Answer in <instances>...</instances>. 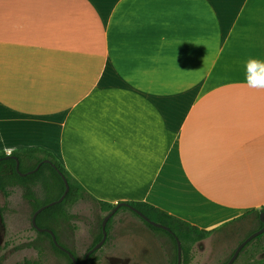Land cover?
Returning a JSON list of instances; mask_svg holds the SVG:
<instances>
[{
  "label": "crops",
  "instance_id": "0c3cea01",
  "mask_svg": "<svg viewBox=\"0 0 264 264\" xmlns=\"http://www.w3.org/2000/svg\"><path fill=\"white\" fill-rule=\"evenodd\" d=\"M24 149L202 230L264 207V0H0V152Z\"/></svg>",
  "mask_w": 264,
  "mask_h": 264
},
{
  "label": "trees",
  "instance_id": "16d2710c",
  "mask_svg": "<svg viewBox=\"0 0 264 264\" xmlns=\"http://www.w3.org/2000/svg\"><path fill=\"white\" fill-rule=\"evenodd\" d=\"M6 157L7 159H4ZM11 157H15L17 159L19 163V173L26 174L25 176H21L18 172H16V161ZM44 161H47V163H45ZM38 164L41 165L36 171L33 172V170H35ZM57 171H59L66 179L69 186V190L61 203H56L50 207H47L37 215L36 225L38 228L51 230L56 237L57 243L63 248L67 249L68 247L62 245L59 240L60 234H62L65 229H74L73 227L69 226L70 220L74 217L68 212V208L76 205L79 202L90 201L99 208L101 213L105 214L98 220L97 233L93 236L91 245L86 249L81 259H77L75 253L71 249H67L75 256L77 263L81 264L85 254L102 239L101 222L103 218L115 208L116 205L98 201L93 198L77 182V180L69 174V172L52 154L40 149L17 150L11 152L10 154L0 152V193H2L5 199H8V197L11 195L12 189H20L22 198L31 206L30 228L34 231L36 235V240H46L55 255L63 258L67 262V264H72L70 258L64 252L60 251L57 247L54 246L49 234L45 232H37L31 226L32 215L39 208L49 203L56 202L62 196L65 190L63 180ZM37 187L40 188L42 195L41 198H38L35 195V188ZM122 203H125L126 205L137 209L143 216L148 218L150 221L167 227L169 229V232L151 226L149 223L145 222L140 216H138L128 207L123 206L120 207L116 211V213L108 220L105 227L106 240L102 247L105 246L109 240L110 224L112 219L115 217V215L119 213V211L127 210L133 218L139 221L151 233L162 235L168 238L172 245V256L167 264H176V239L180 242L181 245V264H189L191 259V250L196 243L208 239L214 233L222 231L229 226L241 222L242 220L252 218V220L256 222L255 227L249 230L244 235V237L237 242L235 248L231 250L229 255L221 263H219L225 264L232 256L236 247L241 242H243L249 235H251L262 227V224L259 220V214L264 213V207L260 208L259 210H251L250 212L245 213L244 215L240 216L235 220L227 222L214 230L207 231L192 226L189 223L182 221L174 216H171L166 212L146 203ZM3 212L4 207H0L1 216ZM26 247L34 249L37 252L38 256H41L43 253L42 247H40V245H36L34 242L27 243ZM98 251L99 250L93 252L89 256L86 264H92L94 256ZM263 252L264 233L254 238L247 245H245L244 248H242V250L239 252L233 264H264V260L257 259V257ZM22 264H38V262L25 260Z\"/></svg>",
  "mask_w": 264,
  "mask_h": 264
},
{
  "label": "rangeland",
  "instance_id": "374dc122",
  "mask_svg": "<svg viewBox=\"0 0 264 264\" xmlns=\"http://www.w3.org/2000/svg\"><path fill=\"white\" fill-rule=\"evenodd\" d=\"M35 195L42 197L40 188H35ZM0 207H4L0 215V264H22L25 260L67 264L53 253L46 240H36L30 228L31 206L22 198L20 189L11 190L9 200L0 193ZM67 210L74 217L69 222L74 229L66 227L59 242L81 259L97 233L98 220L105 214L90 201L79 202ZM255 224L245 219L196 243L189 264L221 263ZM29 242L42 247L41 256L26 247ZM171 256L172 245L167 237L151 233L127 210H121L111 221L107 244L95 254L92 264H167ZM260 257L264 258V252Z\"/></svg>",
  "mask_w": 264,
  "mask_h": 264
},
{
  "label": "water",
  "instance_id": "95a60500",
  "mask_svg": "<svg viewBox=\"0 0 264 264\" xmlns=\"http://www.w3.org/2000/svg\"><path fill=\"white\" fill-rule=\"evenodd\" d=\"M11 158H13V159L16 161V172L19 173V170H18L19 163H18L17 159H16L15 157H11ZM4 159H7V157L4 158ZM44 162L47 163V161H44ZM40 165H41V164H38V166L35 168V170H33V172L36 171V170L39 168ZM57 172H58V174L60 175V177H61L62 180H63L64 186H65V190H64L62 196H61L56 202L49 203V204H47V205H45V206L39 208V209H38V210L32 215V218H31V226H32L37 232H40V233L45 232V233L49 234L50 237H51L52 243L54 244V246L57 247L60 251H62V252H64L65 254H67V256L70 258L72 264H77V261H76L75 256H74L70 251H68L67 249L63 248L62 246H60V245L57 243L56 237H55L54 233H53L51 230H48V229H40V228H38L37 225H36V217H37V215H38L42 210H44L45 208L50 207V206H52V205H54V204H56V203H61L62 200L64 199V197L66 196V194L68 193L69 186H68V183H67L66 179L63 177V175H62L59 171H57ZM29 173H32V172H29ZM19 174H20L21 176H25V175H26V174H21V173H19ZM123 206L128 207L130 210H132L134 213H136L138 216H140L145 222L149 223L151 226L169 232V229H168L167 227L162 226V225H160V224H156V223L150 221L148 218H146L145 216H143V215H142L137 209L132 208V207L126 205L125 203H119V204H116L115 208H114L113 210H111V211H110V212H109V213L103 218V220H102V222H101L102 239H101L97 244H95V245H94V246H93V247H92V248H91V249L85 254V256H84V258H83L81 264H86V263H87V260H88V258H89V256H90L93 252L99 250V249L102 247V245L104 244V242H105V240H106V230H105V227H106V224H107L108 220H109V219H110V218L116 213V211H117L120 207H123ZM259 220H260V222H261V224H262V227H261L259 230L255 231L254 233H252L251 235H249V236H248L243 242H241V243L236 247V249L234 250L232 256L229 258V260H228L225 264H233L234 261L236 260L237 256H238L239 252L242 250V248H244V246L247 245V244H248L250 241H252L254 238H256V237H258V236H260V235H262V234L264 233V213H260V214H259ZM176 247H177V261H176V264H181V258H182V256H181V245H180V242H179L177 239H176Z\"/></svg>",
  "mask_w": 264,
  "mask_h": 264
},
{
  "label": "flooded vegetation",
  "instance_id": "af4514ba",
  "mask_svg": "<svg viewBox=\"0 0 264 264\" xmlns=\"http://www.w3.org/2000/svg\"><path fill=\"white\" fill-rule=\"evenodd\" d=\"M67 255V254H66ZM78 264V263H77Z\"/></svg>",
  "mask_w": 264,
  "mask_h": 264
}]
</instances>
